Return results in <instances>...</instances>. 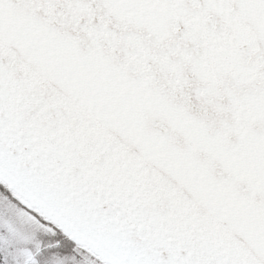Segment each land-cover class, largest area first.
Listing matches in <instances>:
<instances>
[{"label":"snow or ice","instance_id":"obj_1","mask_svg":"<svg viewBox=\"0 0 264 264\" xmlns=\"http://www.w3.org/2000/svg\"><path fill=\"white\" fill-rule=\"evenodd\" d=\"M0 264H264V0H0Z\"/></svg>","mask_w":264,"mask_h":264}]
</instances>
